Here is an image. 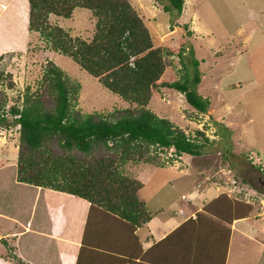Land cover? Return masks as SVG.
<instances>
[{
  "label": "trees",
  "instance_id": "1",
  "mask_svg": "<svg viewBox=\"0 0 264 264\" xmlns=\"http://www.w3.org/2000/svg\"><path fill=\"white\" fill-rule=\"evenodd\" d=\"M25 1L28 32H37L48 49L69 57L104 88L134 106L106 114H81L74 107L79 84L69 80L50 60L45 62L34 91L26 87L22 94L15 96L14 102L7 104V92L0 88V124L10 115L18 125L14 179L87 203L81 244L87 242L89 247H94L90 244V230L94 228L89 221L91 216L103 218L105 222L115 220L120 224L121 237L115 241L116 246L106 249L119 255L123 263L146 264L144 261L156 245L164 244L168 249L171 236L185 230L193 220L184 221L141 253L134 231L149 220L151 213L137 196L142 183L120 173L117 166L127 161L161 166L158 153L162 151L171 149L174 155L199 156L212 143L202 130L185 132L146 108L153 92L166 87L181 93L192 110L205 113L210 102L197 92L198 61L191 48L183 53L181 42L177 48L153 42L147 26L128 0ZM154 1L169 12L171 23L179 17L183 0ZM77 7L89 10L94 19L88 40L71 36L48 22L50 14L70 18ZM13 45L3 43L0 49ZM174 54L178 56L182 74L174 80H161ZM1 79L5 81V89L14 87L9 72L4 75L0 71V82ZM219 123L217 127L221 130L224 127ZM226 150L229 151L227 148L223 153ZM256 169L264 176L260 166ZM57 197L55 205L65 203L62 196ZM251 208V203L220 192L195 212V218L202 215L229 223L248 215ZM83 247L82 244L81 250ZM13 248L6 250L5 259L28 264ZM164 258L167 261L170 257Z\"/></svg>",
  "mask_w": 264,
  "mask_h": 264
},
{
  "label": "rangeland",
  "instance_id": "2",
  "mask_svg": "<svg viewBox=\"0 0 264 264\" xmlns=\"http://www.w3.org/2000/svg\"><path fill=\"white\" fill-rule=\"evenodd\" d=\"M128 2L144 21L153 42L175 48L181 42L183 53L191 48L200 71L197 92L210 102L205 113H197L181 93L159 87L146 108L185 132L202 130L212 143L199 156L174 155L168 149L158 153L161 166L127 161L118 165V170L142 183L137 196L146 201L148 209L160 206L165 211H179V204L193 198L189 191L199 183L204 191L205 185L212 186L207 196L214 192V185H221L216 193L224 189L233 198L264 210V176L256 169L260 166L264 174V0H183L181 13L172 23L169 12L154 0ZM48 22L86 40L93 32V17L80 7L70 18L50 14ZM24 29V44L19 50L0 53V71L4 75L9 72L14 84L11 90L5 89L1 79L0 88L9 98L7 104L26 87L30 92L35 90L45 62L50 60L69 80L79 84L74 107L81 114H106L134 106L104 88L69 57L48 49L37 32ZM181 74L174 54L160 79L170 81ZM219 122L224 130L218 129ZM17 128L10 115L0 124V162L7 164L8 175L16 157ZM227 148L229 151L223 153ZM199 188L192 194L199 192L202 199ZM261 223L264 232V220ZM5 224L9 226L0 219V228L8 229ZM251 256L246 252L242 258L248 261L244 264H251ZM259 264H264V254Z\"/></svg>",
  "mask_w": 264,
  "mask_h": 264
},
{
  "label": "crops",
  "instance_id": "3",
  "mask_svg": "<svg viewBox=\"0 0 264 264\" xmlns=\"http://www.w3.org/2000/svg\"><path fill=\"white\" fill-rule=\"evenodd\" d=\"M25 20V0H0V45L14 43L13 47L1 48L0 53L19 50L24 44ZM14 148H17V144ZM6 166L7 164L0 162V219L9 223V226L5 224L8 229L0 228V264H15L5 259L6 250L13 247L16 255L28 264H76V260L79 261L78 264H112V262L129 264L121 262L119 255L106 249L118 244L115 242L121 237L118 222L115 220L105 222L103 218L91 216L89 221L94 228L90 230V240H92L90 244L94 247H89L86 242L82 243L84 247L81 250V237L88 211L87 203L51 189L16 182L15 162L10 165L9 175L6 174ZM219 186L221 185H214V192ZM199 187L197 183L189 191L193 198L184 201V205L179 204V211L177 209L172 212L169 209L165 211L160 206L150 210L144 200L151 216L134 231L141 253L184 221L193 220L185 230H178L171 236L168 249L164 244L156 245L148 255V260L144 262L146 264H235V260H238V264H244L248 260L242 257L249 252L252 255L251 264H259L264 254V232L261 223L264 220V210L261 211L258 207L260 211H257L258 208L252 205L248 215L229 223L214 217L208 219L202 215L195 218V212L200 211L202 205L218 193L226 192L223 189L207 196L212 186L205 185V191L203 187H200L201 189ZM197 188L203 192L202 199H199V192L195 196L192 194L198 190ZM57 195L63 197L64 204L55 205L59 199ZM182 195L183 193L180 194V199L184 198ZM85 238L87 239L86 234ZM95 244H100L102 247L98 248ZM237 249L239 252L236 251ZM166 256L170 257L167 261L164 258Z\"/></svg>",
  "mask_w": 264,
  "mask_h": 264
}]
</instances>
